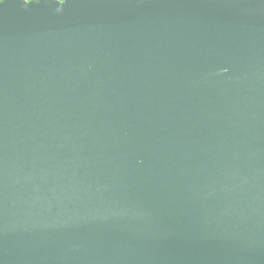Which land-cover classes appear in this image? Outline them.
<instances>
[{
  "label": "water",
  "instance_id": "1",
  "mask_svg": "<svg viewBox=\"0 0 264 264\" xmlns=\"http://www.w3.org/2000/svg\"><path fill=\"white\" fill-rule=\"evenodd\" d=\"M0 264H264V0H2Z\"/></svg>",
  "mask_w": 264,
  "mask_h": 264
},
{
  "label": "trees",
  "instance_id": "2",
  "mask_svg": "<svg viewBox=\"0 0 264 264\" xmlns=\"http://www.w3.org/2000/svg\"><path fill=\"white\" fill-rule=\"evenodd\" d=\"M2 0H0V2H1ZM26 1H39V0H26Z\"/></svg>",
  "mask_w": 264,
  "mask_h": 264
}]
</instances>
